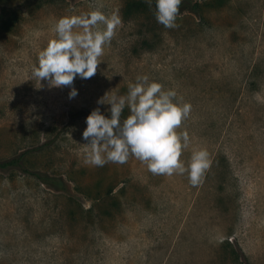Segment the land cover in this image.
Here are the masks:
<instances>
[{"label":"rangeland","instance_id":"1","mask_svg":"<svg viewBox=\"0 0 264 264\" xmlns=\"http://www.w3.org/2000/svg\"><path fill=\"white\" fill-rule=\"evenodd\" d=\"M131 1L146 10L126 17ZM188 1L197 13L180 7L165 27L150 0H0V16H20L0 31V163L23 156V168L0 167V264H264V0ZM94 10L120 24L70 99L31 69L59 18ZM144 75L191 105L176 131L189 137L185 165L209 154L198 185L134 156L86 162L85 118L110 116L112 95Z\"/></svg>","mask_w":264,"mask_h":264},{"label":"clouds","instance_id":"2","mask_svg":"<svg viewBox=\"0 0 264 264\" xmlns=\"http://www.w3.org/2000/svg\"><path fill=\"white\" fill-rule=\"evenodd\" d=\"M181 3L182 0H154L157 22L174 27ZM101 24L102 29L98 27ZM119 24L118 16L107 17L99 10L59 18L53 27L55 37L39 51L31 75L53 87L69 86V98H74L78 94L72 86L74 79H88L96 74L104 46ZM77 27L81 31H74ZM107 94L97 103L105 104ZM176 96L175 90H164L146 75L130 82L126 95H112L110 108L105 110L110 116L95 108L85 118L82 136L87 141L83 144L86 162L96 166L109 161L122 164L134 156L154 174L187 172L190 184L201 183L211 163L209 154L201 148L192 151L187 165L181 160L189 137L176 129L189 116L191 105L174 102ZM126 105L131 114L121 121Z\"/></svg>","mask_w":264,"mask_h":264},{"label":"trees","instance_id":"3","mask_svg":"<svg viewBox=\"0 0 264 264\" xmlns=\"http://www.w3.org/2000/svg\"><path fill=\"white\" fill-rule=\"evenodd\" d=\"M150 2L155 8L154 0H150ZM180 7L187 8V10H189L190 12L197 13V6L192 4L188 0H182ZM145 10H146V5L143 1H131L126 4L123 12L126 17H132L136 15L137 13L144 12ZM19 19H20V16L17 12L11 13L8 16V18H4L3 16H0V31H8V32L12 31L14 26L18 23ZM0 167L2 168H8V167L23 168V156L0 163ZM34 176L38 179H41L44 183L48 184L53 189H59L64 192L67 191L65 181L60 176H54V175L45 176L40 173H34Z\"/></svg>","mask_w":264,"mask_h":264}]
</instances>
